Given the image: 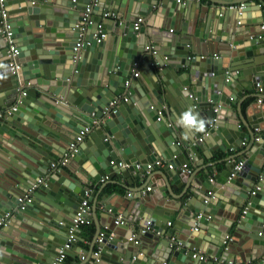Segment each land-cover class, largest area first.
<instances>
[{"label":"water","instance_id":"obj_1","mask_svg":"<svg viewBox=\"0 0 264 264\" xmlns=\"http://www.w3.org/2000/svg\"><path fill=\"white\" fill-rule=\"evenodd\" d=\"M95 1L93 14L100 16L108 11L124 14L117 49L109 52L104 51L102 42L97 43L94 39L100 25L92 18V23L81 31L83 14L91 0H4L18 54L14 58L8 57L6 46L0 39L1 58H6L0 61V150L4 152L0 155V219L8 212L12 213L7 225L0 229V264H53L59 247L66 240L71 220L85 198L87 186L82 184L88 185V179L84 181L79 176V184H73L64 170L49 171L50 163L62 158L66 151V148H56L53 141L69 143L80 130L92 124V119L88 122L92 112L96 124L71 161L88 162L90 169L96 172L92 175L95 182L105 175L125 178L123 183L117 184L127 190L133 182L141 183L142 191L149 183L143 169H134L135 163L146 164L162 157L172 161L176 167L186 163L190 169L189 158L180 153L181 146H189L188 151L194 155L200 149L198 143L208 144L209 137L218 146L214 151L224 152L240 142L241 148L245 149L243 139L249 140V147L237 161L226 160L225 171L212 178L207 169L197 182L194 176L182 174L178 169L166 172L163 182L168 184L170 180L171 188H182L186 196L185 203L179 204L177 209L188 218L184 228L186 239L180 249L171 248L169 240L161 238L165 223L173 221L175 216L167 213L160 216L161 209L152 204L150 193L145 191L143 196L136 190L137 194L127 197L128 203L123 206L128 210L129 202H134L133 211H129L132 216L127 219L137 223L135 227L142 230L155 228L159 234L145 251L144 259L138 257V244H134V240H124L114 231V220L121 213L96 201L94 210L103 206L105 212L110 211L114 215L113 226L109 230L114 235L110 238V233H106L99 242L101 232L98 228L90 254L73 248L68 255L83 253L84 262L79 264H90L96 259L95 264H207L192 257L194 251L203 249L199 243L203 237L198 231L191 230H205L208 217H215L219 222V209H224L221 202L226 201L231 207L230 210L225 209L229 213V226L222 235L216 231L218 240L212 244L218 250L213 257L222 259L223 264H243L238 262L237 255L243 257L244 263L256 261L253 255L263 257L264 98L260 104L255 100L244 112L239 108L238 116L235 113L231 120H227L229 97L235 96H228L224 89L236 88L237 84L240 91L251 93L260 83L264 94V65L253 66L248 79L234 77V69L230 70L234 66L229 65L227 55H220L217 59L209 57L211 47L208 44L204 45L205 50L209 49L208 54L194 57L190 56L184 41L167 42L163 45L166 49L160 53L156 47L154 55L144 52L145 43H141V37L133 36V23L140 16H148L158 4L162 7L161 12H184V7L177 9L182 1ZM258 1L260 6L264 5V0ZM223 2H220L223 6L244 5L236 19L240 24L251 19V16L243 14L248 12L249 3L253 1ZM174 21L171 20L170 25H175ZM228 23L225 22L224 27ZM210 26L214 28L215 23ZM80 33L84 34V44L78 60H75L73 47ZM140 33L144 34L143 31ZM199 48L202 49L199 46L196 50ZM89 54L93 55L92 59ZM245 54L246 57L253 56ZM260 55H264V51ZM231 60L237 61L236 58ZM11 62L20 66L14 73L9 71ZM135 63L141 64L140 77L131 81L128 102L109 108L113 98L126 92L124 83L132 78ZM86 71L88 75L85 77ZM226 75L233 77L235 83L228 78L225 81ZM60 99H65L69 105L62 107L61 103L57 104ZM15 104L16 109L10 111ZM31 104H36L35 108L30 107ZM163 106L168 116L158 115ZM185 113L203 121L205 136L202 135L203 130L198 131L194 126L182 130L175 124L177 119L184 120ZM239 123L244 126L245 133L239 131ZM255 131L263 134H255ZM200 138L202 141H198ZM244 155L246 160H243ZM111 161L115 164L111 165ZM240 161L243 162L241 171L230 178L233 167ZM118 162H123L126 167L118 168ZM40 178L44 181L36 188L32 202L23 210L16 211L18 197ZM209 192L218 202L211 204ZM205 200L209 201L208 204L203 203ZM92 201L93 198H89V205ZM155 208L157 212H154ZM243 211L246 212L242 214ZM196 213L200 218H195ZM233 226L237 233L234 234L236 241L226 243L225 237ZM79 233L77 230L76 234ZM7 235L9 238L12 236L9 242L4 240ZM95 247L99 250L98 256L94 255L97 251L93 253ZM223 247L227 251L226 256L222 252ZM263 261L260 258L256 264H264ZM208 264H213V261Z\"/></svg>","mask_w":264,"mask_h":264},{"label":"crops","instance_id":"obj_2","mask_svg":"<svg viewBox=\"0 0 264 264\" xmlns=\"http://www.w3.org/2000/svg\"><path fill=\"white\" fill-rule=\"evenodd\" d=\"M103 2L105 0H102ZM229 2V0H182V5H179L177 9L185 8L184 12L181 10L174 11L172 14H168V11H162V7L158 4L155 8L152 9V12L144 17V24L142 25L141 31H143L144 34L140 33L139 37H141V43H145L146 45H152L154 49L156 50V47L159 49V53L161 50H165L166 46H163L167 42L178 43V42H186L188 49L190 50V56H200L201 54H208L209 49L205 50L204 45L208 44L210 45L211 49L209 52V57H214L213 55H216L217 57H220V55H227V58L229 60V65L234 66L230 67V70L232 71V74L235 76H239L240 78L246 77L248 79L251 78L253 66L255 65H264V55H260L261 51H264V29H261V26H264V5L260 6V3L258 0H251L253 2H250L249 7L247 8L248 12L244 13L243 16L250 17L251 19L246 20L245 24H240L236 19L238 18V11L237 10H229L227 9L229 6H239V5H227L223 6L220 2ZM92 2V0H91ZM94 2V0H93ZM97 1H95L96 4ZM134 2V1H133ZM224 3V2H223ZM254 3V4H253ZM264 3V1L262 2ZM248 6V5H247ZM126 8V6H125ZM73 11H76L74 8ZM114 13L116 16L111 17L107 16L105 17L104 14L98 16L96 14H91V18L94 21V23L102 25V29L106 33V38L102 41V47L104 51L109 52L110 50L117 49L118 46V40L121 36V27L124 24V14L116 13L108 11V13ZM257 16H260V18H257ZM171 20H175V25H170ZM229 22L226 27H224L225 22ZM212 22L215 23L214 28L211 29ZM151 32H154L151 34ZM237 32V34H234ZM232 35V37H231ZM249 37H252L250 40ZM229 39L230 42H229ZM198 45V46H197ZM202 47V49H197V47ZM257 46H259V50H257ZM254 49V50H252ZM144 50V48H143ZM249 52H246V51ZM157 51V50H156ZM145 52V51H144ZM162 52V51H161ZM158 53V54H159ZM245 53L253 54L252 57H246ZM90 55V59L93 58L92 54ZM208 57V56H207ZM231 58H236L237 61L234 62V60H231ZM6 58H1V51H0V61L4 60ZM227 60V61H228ZM175 62V61H173ZM177 63V62H175ZM250 63V64H247ZM237 70V71H236ZM140 71H141V64L137 66L135 69V73H138V77H140ZM246 76H244L245 74ZM239 74V75H237ZM85 77L88 75V71L84 73ZM231 80L234 82L233 77H229L226 75V79ZM136 78L130 79L135 80ZM264 82V77H263ZM235 83V82H234ZM238 85L236 84V88L231 89H224V93H226L228 96H235V97H229L232 98L229 99V104L227 107H229L227 111V116H225V119L231 120L232 115L236 113V116H238V110L240 108L241 112H244L245 108L249 106L251 103H253L255 100H257L259 97L264 98V94H259L257 89H254L253 92H248L246 90L240 91L239 88H237ZM240 92V93H239ZM240 94L237 96V94ZM254 96H257L258 98H255ZM252 97V98H250ZM65 100V99H64ZM36 105V104H35ZM35 105L31 104L30 107L35 108ZM64 107V106H62ZM61 107V108H62ZM166 107L163 106L162 108V114L164 116L166 115L165 112ZM183 119H177L175 120V124L180 128L184 129L185 126L181 123ZM91 122V117H88V122ZM173 126V123H170ZM239 131L245 133L246 130L244 129V126L239 123ZM264 125V124H263ZM261 125V126H263ZM90 126V125H89ZM174 131L178 134L175 127H173ZM255 134L261 135L263 134L262 131H255ZM179 138V137H178ZM222 137L220 136V139ZM180 140V139H179ZM234 139H230V141H233ZM86 141V138L83 142ZM208 144H204L203 142L198 143L200 144V149L197 151L196 154H191L189 150V146L180 148V153L184 155V157L189 158V163L191 165L190 167V175L191 177H195V181L197 182L199 178L202 177L204 174L205 169L208 170L209 176L212 178L213 176L224 172L227 166L226 160L228 159H240V156L244 154L247 147H249V140L243 139V143H245V149L241 148V142L237 143V145H233L229 148H227L224 152L220 150H215V148H218V146L215 143V140L209 137L207 138ZM230 141H227L230 142ZM53 145L56 148H67L68 143L65 141V143H62L58 140L53 141ZM197 146V145H196ZM4 152L0 150V155H2ZM56 154V153H55ZM239 157V158H238ZM162 158V157H158ZM247 156L244 155L243 160H246ZM166 160V159H165ZM168 161V160H167ZM151 162V161H150ZM172 162V161H170ZM213 166V167H212ZM212 167V168H211ZM88 162H82V163H76L73 161H69V164L66 166H63V168L59 169L64 170L73 181V184H79V181L77 180V176L80 178L88 179V185L82 184L83 186H87L88 191V202L89 198H93V201L90 202L91 207V224L88 226H81L79 228L80 233L78 234L79 242L76 246V248H80L82 251L88 252L87 254H90L93 243L96 236V231L99 228L101 233H111L110 227L112 225V220L114 218V215L111 214L110 211H104V207L100 206L94 210V204L95 201L97 203H104L105 205L111 206L110 210L116 209L118 213L125 214V224L122 226L123 228H114V231L118 232L120 235L123 236L124 240L129 241L128 238H131L132 236H135V240H138L137 248L138 251V257L140 259H144L145 251L149 249L153 245V238L157 237L159 234L155 231V228H149L146 230L145 234L141 233L142 228L135 227L137 223L129 222L127 219L128 216L131 217L132 215L129 214V211H133L132 205L133 200L129 202L128 210L124 209V205H126L128 202L127 194H137L136 190L141 191L140 194L144 196L146 189L149 187L151 188L148 190L150 193V197L152 198V201L155 206H159L161 211L158 213L160 216L164 213L167 214H173L174 220L173 221H167L164 225L163 229V235H161V238H167L169 235L173 236L176 240L181 241L184 243L186 237L185 233L186 230L184 229L187 226L188 218L185 217L182 213V210H177L179 204H184L186 201V196H184V190L182 188L172 189V182L169 180V183H164L163 178L166 172H169V170L165 168L161 169H155L150 174H144L146 175L147 181L149 183L142 191L143 185L139 182H133L132 186H129V190L124 189L123 187H120L117 183H123L125 181V178H119L118 176L111 178L109 175H105L102 177V179L99 182H95L92 179V175H95L96 172L93 169H90ZM112 175V174H111ZM107 177V179H105ZM66 180V179H65ZM67 182V180H66ZM71 184V183H70ZM166 184V186H165ZM137 186V187H136ZM194 189V187L192 188ZM34 194V193H33ZM21 194H19L20 196ZM23 195V194H22ZM119 196V197H118ZM192 197V195H191ZM106 199V200H105ZM211 204H215L218 202L215 198H210ZM7 206L6 203H3ZM221 205L224 207V209H219L220 216H217L219 218V222L215 219V217H208V225L204 226L205 230H191V231H198L200 233V237H203V240H199L200 248H203L201 250H196V252L206 255L208 257V260L204 263H209L210 260L213 261V264H216V261L221 262L222 259L217 260V258L213 257L217 252V247L212 244V242H217L219 236L217 232H219L221 235L225 232L226 228L229 226V219H228V211L230 210V205L227 204V202H221ZM157 208L154 209V212ZM227 209V210H225ZM244 209V208H243ZM157 212V211H156ZM198 213L195 214V218H197ZM163 217V216H162ZM171 223L170 226H168V223ZM120 227V226H119ZM135 228V229H134ZM216 229V230H214ZM9 231L11 229H8ZM235 227L231 229L230 233L226 236L229 237L230 241H236V237L234 234H237L235 231ZM115 232V233H116ZM11 233H13V230H11ZM114 235L113 233H111ZM264 235V232L262 236ZM8 237L4 240L10 241V238L14 236L7 235ZM225 237V238H226ZM238 240V239H237ZM226 242V241H225ZM227 242V243H228ZM133 246V244H131ZM224 246V245H223ZM134 247V246H133ZM225 247V246H224ZM222 249V252L226 256L227 251ZM167 250V249H166ZM98 251V249L95 247L93 248V253ZM209 252V254L207 253ZM92 253V254H93ZM211 253V254H210ZM256 253V252H253ZM30 254V253H28ZM32 255V254H30ZM165 255V253H164ZM256 256V255H255ZM80 254L75 255L74 253H71L68 255V257L65 260V264H79L81 260L79 259ZM253 258L257 261L260 258L264 259V256L260 257H254ZM237 259L239 263L243 264H256V261H251L249 263L243 262V257L240 255H237ZM84 262V261H83ZM226 262H224L225 264ZM264 263V261H263Z\"/></svg>","mask_w":264,"mask_h":264},{"label":"built area","instance_id":"obj_3","mask_svg":"<svg viewBox=\"0 0 264 264\" xmlns=\"http://www.w3.org/2000/svg\"><path fill=\"white\" fill-rule=\"evenodd\" d=\"M182 0H177L178 3H180ZM95 3L92 2L86 7L85 12L83 14V27H81V31L85 30V26L88 24H91V14H92V10L94 7ZM244 8V5L240 4L239 6H229L227 9L229 10H237L240 11ZM239 15L240 12H239ZM105 17L107 16H111V17H115L116 15L114 13H105L104 14ZM144 24V18L142 17H138L136 19V21L133 23V27H132V33L133 36L138 38L139 34L141 32L142 29V25ZM261 29H264V26H261ZM151 34H153V32H151ZM94 39L96 40L97 43H101L105 38H106V33L104 32V30L98 26V30L96 31V33L93 35ZM0 39L3 43V45L6 46L7 49V53H8V57L10 58H14L15 56H17L18 54V49L14 40V36H13V32H12V28H11V24L9 22V20L7 19V13H6V7H5V2L4 0H0ZM249 39L251 40L252 37H249ZM84 44V34L80 33L78 36V39L73 47V59L78 60V55L79 52L82 48ZM144 51L147 53H151V54H156V51L154 49V47L152 45H146L144 47ZM215 59H217L218 57L216 55H213ZM139 65V63H135L134 67L137 68V66ZM20 66L17 63L11 62L9 64V71L11 72H15L17 69H19ZM138 77V73H133V78H137ZM228 79H226L225 81H227ZM131 85V80H127L124 83V87L126 89V92L123 95H119L115 98L112 99V101L109 103V108L116 106L118 103L120 102H128L129 100V92L128 89ZM256 89L259 92V94L263 93V89L260 83H258L256 85ZM22 95H24V93H22ZM230 100L232 98H229ZM262 98L259 97L257 99V103L260 104L262 102ZM57 104H60L62 106H67L69 105V103L63 99H60L58 101H56ZM107 108L106 111L109 109ZM16 109V104L13 105L10 108V111H14ZM216 111V110H215ZM9 112V111H8ZM158 115L161 116L162 114V109L158 112ZM95 114L92 112L90 114V117L92 119V124L88 127H85L84 129L80 130L78 132V134L74 137L73 140H71L68 143V146L66 148L65 153L63 154L62 158L55 160L53 162L50 163V167H49V171L50 172H56L57 170L63 168V166H66L68 164V162L78 153L79 151V146L80 144L84 141L85 137L92 131V126L96 124V121L94 119ZM203 136L206 135V128H203ZM256 141L258 140V138L255 139ZM198 141H202V138H200ZM179 144V143H178ZM111 165H114V161L110 162ZM134 169L139 171L141 169H143L144 174H150L151 172H153L155 169H161V168H165L169 171H173L174 169H178V171L182 174H190L191 171L190 169H187V164H182L178 167L175 166V164L173 162L167 161L163 158H158L154 161L148 162L146 164H141V163H135L133 164ZM243 166V162H237L235 164V166L233 167L231 174H230V178H233L239 171H241V168ZM117 167L118 168H124L126 167V165L123 162H118L117 163ZM107 179V177L105 178ZM44 181L43 178H40L36 181V183L34 185H32L25 194L21 195L20 197H18L17 201H18V206L16 208V211L18 210H23L27 204H30L33 200V193L35 192L36 188L38 187V185H40L42 182ZM151 188H147L146 190H150ZM257 189L259 190V188L257 187ZM252 194H254V192H252ZM209 197L212 198V193H208ZM132 194H127V197H131ZM88 198V191L85 192V198L82 200V202L80 203V206L78 208L77 213L75 214V216L73 217V219L71 220V225L68 228V234L66 237V240L64 242V244L62 246L59 247L58 253L54 259L53 264H65V260L68 257V253H70L73 248H76L78 242H79V237L76 234L77 230H79V228L81 226H88L91 224V207L89 205V202L87 200ZM208 200H205L203 203L204 204H208ZM246 211H243L242 214H244ZM12 216V213H6L4 215L3 218L0 219V229L4 226L7 225L9 218ZM197 218H200V215L197 216ZM126 219L121 215H117L116 219L114 220V225L115 226H121L125 224ZM171 223H168V226H170ZM149 228L142 230L141 233H145L146 230H148ZM196 230V228H195ZM106 233H101L98 237V241L100 242ZM113 235L110 233V238ZM133 241L134 240V244H138V241L135 240V236H132L131 238H129V241ZM230 240L229 237H226V243ZM183 243L181 241L176 240L173 236H171V238L169 239V246L173 249H180L182 247ZM194 254L192 255L193 258H197L200 262H206L208 260V257L206 255L200 254L196 251L193 252ZM80 257L79 259L81 261H84V254L83 253H79ZM99 254V250L94 253L95 256H98ZM98 261V259L92 261L90 264H95ZM166 264V263H163ZM216 264H223V261L218 262L216 261ZM227 264H231V262H228Z\"/></svg>","mask_w":264,"mask_h":264},{"label":"clouds","instance_id":"obj_4","mask_svg":"<svg viewBox=\"0 0 264 264\" xmlns=\"http://www.w3.org/2000/svg\"><path fill=\"white\" fill-rule=\"evenodd\" d=\"M181 123L185 127H196L198 131L203 130V121H197L196 117L191 115V113H185L184 120L181 121Z\"/></svg>","mask_w":264,"mask_h":264}]
</instances>
